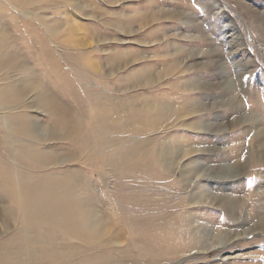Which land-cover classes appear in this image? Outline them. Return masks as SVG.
Here are the masks:
<instances>
[{"label":"rangeland","instance_id":"rangeland-1","mask_svg":"<svg viewBox=\"0 0 264 264\" xmlns=\"http://www.w3.org/2000/svg\"><path fill=\"white\" fill-rule=\"evenodd\" d=\"M3 174L80 211L44 264H264V0H0V245Z\"/></svg>","mask_w":264,"mask_h":264},{"label":"bare ground","instance_id":"bare-ground-1","mask_svg":"<svg viewBox=\"0 0 264 264\" xmlns=\"http://www.w3.org/2000/svg\"><path fill=\"white\" fill-rule=\"evenodd\" d=\"M154 110L158 115L163 116L166 114L162 106H156ZM169 113L171 112L168 111V115ZM173 114L174 113H172V116ZM168 115L166 116V119ZM168 119H170V117ZM219 170L208 168L207 170L201 172V174L199 175H196L195 171L193 170L191 172H193L196 175V178L199 179H202L204 177H206L207 179L210 177L216 180H230V178L232 177L240 176V174L237 172H235V174L229 173L228 175L224 176ZM3 175H5V183L7 185L6 188L13 195V199L15 198V201L18 205V209L14 213L21 217L22 223L20 231L11 239L4 241L5 243H3V245H0V264H44L46 251L48 250V246L46 244L48 231L46 225V216L48 212H56L61 209L64 214L67 215V218L62 221V224L75 225L80 224L81 220L78 217L80 211L77 207H74L75 203L72 202V195L68 194L66 200L60 202V204H55L53 197H51L52 199L47 198L46 193L43 191L40 185L33 188L26 187L24 185L26 183L25 175L20 177L21 186L19 191L13 193L10 190L12 178H10V176L7 174ZM47 199H49L48 204L46 202ZM214 201H216V198H214V200H210L209 202H207V204L215 205L216 203ZM164 219H166V217ZM165 224H167V222H165ZM262 227H264V224ZM261 230L264 231V228H262ZM250 232L252 233V231ZM244 236L245 235L239 237L238 235H236L233 241L242 239L244 238ZM149 240H155L151 234L149 236Z\"/></svg>","mask_w":264,"mask_h":264}]
</instances>
